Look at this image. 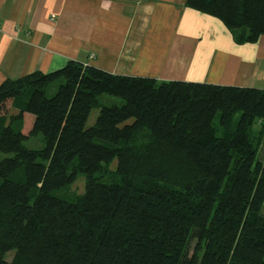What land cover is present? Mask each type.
Listing matches in <instances>:
<instances>
[{"label":"trees","instance_id":"16d2710c","mask_svg":"<svg viewBox=\"0 0 264 264\" xmlns=\"http://www.w3.org/2000/svg\"><path fill=\"white\" fill-rule=\"evenodd\" d=\"M186 4L239 30L238 41L264 35V0ZM37 135L41 147L23 144ZM263 140V88L157 81L74 60L6 78L0 264H264ZM79 173L83 192L66 197Z\"/></svg>","mask_w":264,"mask_h":264},{"label":"crops","instance_id":"0c3cea01","mask_svg":"<svg viewBox=\"0 0 264 264\" xmlns=\"http://www.w3.org/2000/svg\"><path fill=\"white\" fill-rule=\"evenodd\" d=\"M239 32L186 0H0V83L74 60L157 81L264 89V35L244 42ZM257 157L264 165V140Z\"/></svg>","mask_w":264,"mask_h":264},{"label":"rangeland","instance_id":"374dc122","mask_svg":"<svg viewBox=\"0 0 264 264\" xmlns=\"http://www.w3.org/2000/svg\"><path fill=\"white\" fill-rule=\"evenodd\" d=\"M55 86H56V83H52L48 86V88L46 90L47 96H51L54 93ZM99 100L103 103H107V102L110 103V102H113V100L119 101L118 98H115L113 96H109L106 94L100 95ZM13 112H15V110L11 109L10 113H13ZM98 112H99V107L94 106L90 110L89 116H88L87 121H86V126H90L94 123ZM144 135H145L144 133H141V135H138V137L136 139L138 144H141L143 141H145L146 137ZM23 144L28 148H39L43 144L42 139H41V135L30 137L29 139L24 140ZM114 166H115V160H113L112 162L109 163V165H107V169L109 171H111V170H113ZM84 182H85L84 176L81 173H79L76 176L75 180L70 185H68L65 189L62 190V194L65 195L66 197L75 199L78 195H80L83 192ZM11 254H12V252L10 251V253H8L6 255V257L9 258V256Z\"/></svg>","mask_w":264,"mask_h":264},{"label":"built area","instance_id":"2783aa9c","mask_svg":"<svg viewBox=\"0 0 264 264\" xmlns=\"http://www.w3.org/2000/svg\"><path fill=\"white\" fill-rule=\"evenodd\" d=\"M92 56V55H91Z\"/></svg>","mask_w":264,"mask_h":264}]
</instances>
